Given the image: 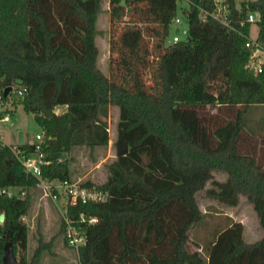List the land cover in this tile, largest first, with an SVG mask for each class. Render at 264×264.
<instances>
[{"label": "trees", "instance_id": "obj_1", "mask_svg": "<svg viewBox=\"0 0 264 264\" xmlns=\"http://www.w3.org/2000/svg\"><path fill=\"white\" fill-rule=\"evenodd\" d=\"M182 2L108 0L111 25L122 28L110 42L117 57L107 76L96 43L105 34L97 28L103 0H0V96L7 87L22 90L12 95L11 114L21 106L43 132V179L72 182V150L107 146L109 108L118 109L107 178L81 183L106 191L107 200L64 202L60 213L57 236L65 246L71 248L64 214L85 236L76 252L80 264H264V236L246 242L242 223L226 216L204 229L213 215L196 200L211 181L206 200L236 207L244 197L264 228V142L259 150L257 142L244 147V138L264 133V111L254 121L259 127L249 118L264 110V68L258 74L246 69L252 23L237 20L260 12L256 42L264 47V0L242 1L239 8L236 0H221L228 28L213 17L214 0ZM176 16L187 20V37L170 43ZM63 105L66 111L56 113ZM207 106L217 112L207 113ZM16 148L28 154L34 145L0 141V189L26 190L23 197L0 196V264L8 231L17 264H44L52 243L41 234L32 253H24L22 217L37 179L24 172ZM215 172L225 180L214 181ZM80 214L97 221H75ZM200 228L203 237L190 238Z\"/></svg>", "mask_w": 264, "mask_h": 264}, {"label": "rangeland", "instance_id": "obj_2", "mask_svg": "<svg viewBox=\"0 0 264 264\" xmlns=\"http://www.w3.org/2000/svg\"><path fill=\"white\" fill-rule=\"evenodd\" d=\"M246 0H236L237 7H240V3ZM178 13L182 14L181 8L186 7L185 3H180L178 5ZM102 9L104 11L99 15L97 21V28L105 31V34L96 38V43L99 48V66L101 70L107 76H110V64L111 60L116 59V51L110 52V42L114 40L115 37L120 33L122 25H111L110 17L108 15V0H103ZM187 27V20L184 19V23L181 28ZM176 27L172 26L170 33L175 32ZM258 33V28L255 23L251 24L250 27V39H256ZM216 94V88L212 91ZM12 109V108H11ZM207 113H216V108H210L207 106L205 108ZM264 111L262 109L254 110L250 114V123L259 127L261 124L259 122H254L257 120ZM223 116V117H222ZM216 117L217 122L226 116L222 113ZM227 119V118H225ZM108 126V136L109 141L105 147H96L94 150H90L86 147L75 148L71 152V157L74 161L71 164V181L72 182H84L91 181L95 184H100L104 182L107 178V170L105 165L110 163L115 159L113 142L116 137V126L118 121V109L117 107H110L108 117L106 119ZM19 129L23 135V143L32 144L34 142V136L36 133L40 132L39 126L36 124L32 114L26 113L21 106H17L14 112L10 115L8 122H0V140L2 143L12 146L15 148L18 144V135L16 130ZM264 134V133H262ZM259 134V136L244 138L246 141L245 145L249 144L248 147L251 148L252 145L257 142L256 150L261 147L262 152H264V144L258 145L260 142H264V135ZM250 137V138H249ZM247 148V146L245 147ZM225 175L222 173L215 172L213 174L214 181H224ZM55 185H58V181H54ZM212 187L211 181L207 182L205 189ZM61 189V188H57ZM204 190L196 194L197 203L202 211H208L211 213L212 218L207 221L206 227L204 229L208 230L213 224L223 222V217H228L234 221L242 223L244 227L243 236L246 242L251 243L262 236H264V228H261L258 224L256 213L254 212L252 205L249 204L244 197L240 198L239 204L236 207H227L217 201L206 200L204 198ZM58 193V190H57ZM29 197L31 205L29 207L28 213L25 215V223L28 226V236H27V246L25 254L29 256L34 248L36 247V239L42 236L45 242L51 241V250L44 252L42 257V263H60V264H70L74 262L76 257V252L65 246L62 236H57L60 227V213L62 211V206L64 205V199L59 195L58 200L54 201L50 196H47L42 190L31 188L29 191ZM192 229L190 232V238L198 240L205 234L204 230ZM193 243V242H192ZM190 250H194L192 244L189 245Z\"/></svg>", "mask_w": 264, "mask_h": 264}, {"label": "built area", "instance_id": "obj_3", "mask_svg": "<svg viewBox=\"0 0 264 264\" xmlns=\"http://www.w3.org/2000/svg\"><path fill=\"white\" fill-rule=\"evenodd\" d=\"M180 2L187 0H179ZM214 4L216 5V11L212 14L213 17L222 24L224 27H229L230 24L227 20V12L226 7L222 5L221 0H214ZM224 13H223V12ZM203 20H205L206 15L203 14ZM261 15L258 11L247 12L241 18L239 17L237 20L240 24H244L245 22L255 23L260 19ZM171 25L178 29L177 33H173L170 38V43H176L183 38L187 37V28H181L184 23V19L180 16H176L170 21ZM246 46L248 48L254 47L249 60L246 64V69L251 71L253 74H258L264 68V47L259 46L256 42V39H250ZM22 95V90L11 88V91L6 95L0 96V122H8L10 119L12 108V95L13 94ZM6 98V100H5ZM12 108V109H11ZM1 141V140H0ZM44 142L43 132L40 131L35 134L33 150L28 154H23L20 152L18 148L14 151L15 156L20 161L23 170L25 173L33 176L37 179L35 184L36 189L42 190L47 196H50L54 201L58 200L59 195L62 196L64 202L68 205H76L78 202L87 203V202H104L108 198V193L101 189H95L93 187L81 186L82 182H64L58 183L55 185L54 181H48L42 178L41 175V167L46 165L48 162L44 158V152L42 151V144ZM4 144V143H3ZM61 188V189H57ZM58 190V193H57ZM26 194V190L24 188H10V189H0V196L6 197H23ZM65 213V211H63ZM2 213L0 208V214ZM64 225H65V238L69 247H71L75 252L80 245L84 244L85 236L81 234L74 225V220L70 219L66 214L63 215ZM22 220L25 221V216L22 217ZM79 222H87L89 224L95 223L97 220L94 217L86 218L84 214H80L77 217ZM1 224V222H0ZM70 264H80L76 259L74 262Z\"/></svg>", "mask_w": 264, "mask_h": 264}, {"label": "water", "instance_id": "obj_4", "mask_svg": "<svg viewBox=\"0 0 264 264\" xmlns=\"http://www.w3.org/2000/svg\"><path fill=\"white\" fill-rule=\"evenodd\" d=\"M178 32V29H175V33ZM16 83L21 84L22 81L21 80H17ZM11 91V87H7L4 92L3 95L6 96L9 92ZM17 135H18V144L22 145L23 144V135L21 130L17 129ZM5 218L4 213L0 214V222L3 223ZM4 250V255L2 257V262L3 264H17V259L13 253V248H12V242H11V232L8 231L5 237V244L3 247Z\"/></svg>", "mask_w": 264, "mask_h": 264}, {"label": "crops", "instance_id": "obj_5", "mask_svg": "<svg viewBox=\"0 0 264 264\" xmlns=\"http://www.w3.org/2000/svg\"><path fill=\"white\" fill-rule=\"evenodd\" d=\"M65 111H66V106H64V105H63V106H58V107H56V109H55V112L58 113V114H59V113H63V112H65ZM16 133H17V131H16ZM17 144H18V143H17ZM18 145H19V144H18ZM18 145H17V146H18Z\"/></svg>", "mask_w": 264, "mask_h": 264}]
</instances>
